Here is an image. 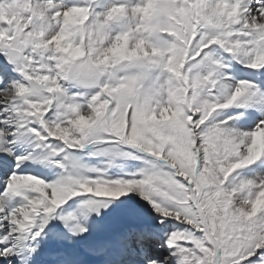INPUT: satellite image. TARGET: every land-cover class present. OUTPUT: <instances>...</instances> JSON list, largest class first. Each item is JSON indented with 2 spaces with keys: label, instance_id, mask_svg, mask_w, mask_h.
<instances>
[{
  "label": "snow or ice",
  "instance_id": "snow-or-ice-1",
  "mask_svg": "<svg viewBox=\"0 0 264 264\" xmlns=\"http://www.w3.org/2000/svg\"><path fill=\"white\" fill-rule=\"evenodd\" d=\"M0 264H264V0H0Z\"/></svg>",
  "mask_w": 264,
  "mask_h": 264
}]
</instances>
